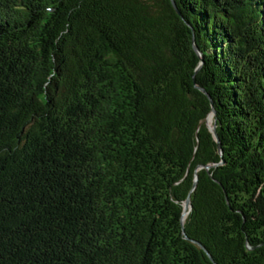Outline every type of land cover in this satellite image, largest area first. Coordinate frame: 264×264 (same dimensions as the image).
<instances>
[{"label":"trees","instance_id":"16d2710c","mask_svg":"<svg viewBox=\"0 0 264 264\" xmlns=\"http://www.w3.org/2000/svg\"><path fill=\"white\" fill-rule=\"evenodd\" d=\"M174 1L0 0V264H264V0Z\"/></svg>","mask_w":264,"mask_h":264},{"label":"water","instance_id":"95a60500","mask_svg":"<svg viewBox=\"0 0 264 264\" xmlns=\"http://www.w3.org/2000/svg\"><path fill=\"white\" fill-rule=\"evenodd\" d=\"M172 1V4L174 7H176V4H175V1L174 0H171ZM192 40L194 41V36L192 37ZM194 49L197 50V46L194 45ZM198 88H200L201 90L205 91V89L199 85H196ZM215 113L214 109L212 110L211 115H213ZM206 122H207V126L209 127V129L211 130V132L213 133V136L215 137L217 143L219 144V140H218V137H217V134H216V131H215V124L212 123L211 126L208 124V115L206 116ZM187 207H190V200L189 198L187 197L183 203V212H182V215L184 214V211L187 213L188 212V208ZM197 243L206 250V248L200 243L197 241ZM206 252H208L206 250ZM209 254V253H208ZM210 255V254H209Z\"/></svg>","mask_w":264,"mask_h":264},{"label":"rangeland","instance_id":"374dc122","mask_svg":"<svg viewBox=\"0 0 264 264\" xmlns=\"http://www.w3.org/2000/svg\"><path fill=\"white\" fill-rule=\"evenodd\" d=\"M213 120H214V117L212 115V119L211 120H208V124L211 126V124L213 123Z\"/></svg>","mask_w":264,"mask_h":264}]
</instances>
